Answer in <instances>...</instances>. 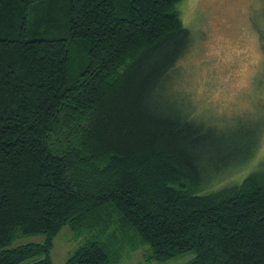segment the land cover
Instances as JSON below:
<instances>
[{
  "label": "trees",
  "instance_id": "obj_1",
  "mask_svg": "<svg viewBox=\"0 0 264 264\" xmlns=\"http://www.w3.org/2000/svg\"><path fill=\"white\" fill-rule=\"evenodd\" d=\"M182 0H0V264H264V170L203 193L244 163L219 129L159 101L192 43ZM255 144V143H254ZM223 159L216 163L214 158ZM43 243L12 248L19 238Z\"/></svg>",
  "mask_w": 264,
  "mask_h": 264
},
{
  "label": "rangeland",
  "instance_id": "obj_2",
  "mask_svg": "<svg viewBox=\"0 0 264 264\" xmlns=\"http://www.w3.org/2000/svg\"><path fill=\"white\" fill-rule=\"evenodd\" d=\"M178 10L192 43L169 72L159 101L219 129L232 151L242 153L254 145L247 161L211 174L207 194L264 170V0H182ZM223 159L213 160L220 165ZM44 239L22 237L11 247ZM86 239L64 227L54 240L51 262L64 264ZM150 252L148 246L128 251L119 264H188L195 259L187 252L158 263L148 259Z\"/></svg>",
  "mask_w": 264,
  "mask_h": 264
}]
</instances>
